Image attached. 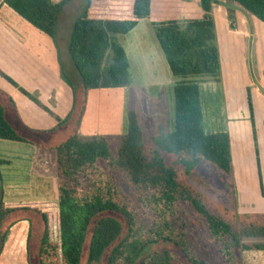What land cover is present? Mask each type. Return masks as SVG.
I'll return each instance as SVG.
<instances>
[{"label":"trees","instance_id":"obj_1","mask_svg":"<svg viewBox=\"0 0 264 264\" xmlns=\"http://www.w3.org/2000/svg\"><path fill=\"white\" fill-rule=\"evenodd\" d=\"M227 1L232 30H236V14L231 3L264 24V0ZM75 2L4 0L5 5L54 40L62 78L74 95L65 121L34 101L60 126L68 122L78 128L90 90L133 84L129 60L117 36L128 34L147 19L173 76L178 78L174 87V131L156 140L158 149L147 148L138 113L129 109L125 135L81 136L76 131L51 147L59 177L57 198L6 203L0 187V255L9 229L27 220L31 224L30 264H210L193 254L186 237L175 228L180 205L205 222L211 240L221 245L227 264H241V252L264 251V244L246 243L264 239L263 224L235 228L226 217L213 212L189 183L202 162L226 174L232 170L230 136L226 132H206L200 92V83L206 78L221 82L222 77L214 17L216 1L84 0L74 16L71 9ZM67 15L71 21L63 61L58 34ZM0 75L14 84L1 71ZM246 90L257 147L252 94L250 88ZM0 139L40 146L30 135L15 130L2 104ZM256 156L262 184L258 149ZM3 164L5 161L0 160V167ZM118 183L129 188L128 198Z\"/></svg>","mask_w":264,"mask_h":264},{"label":"rangeland","instance_id":"obj_2","mask_svg":"<svg viewBox=\"0 0 264 264\" xmlns=\"http://www.w3.org/2000/svg\"><path fill=\"white\" fill-rule=\"evenodd\" d=\"M215 1L216 14H219V5L224 7L223 10H227L225 9L229 4L227 0ZM83 4L84 0H76L71 14L78 15ZM230 6L237 17L236 31L231 29L229 21L222 30L220 28L223 78L219 83L206 78L201 83V97L206 132L209 134L229 132L234 136L233 166L231 173L226 174L212 164L202 162L190 177L189 183L213 212L226 217L235 228L242 229L250 224L264 225V146L259 153L261 184L256 156L258 145L256 147L253 140L249 112L247 115L243 114V110L246 112L248 109L246 88L254 90L255 93L261 89L264 93V25L247 15L238 4L231 3ZM70 21L71 17L67 15L62 20L58 34L63 61L67 56L65 42ZM141 23L137 28L138 33H141L138 34L140 36L131 35V31L127 35H118L117 40L127 49L129 54L127 58L133 77V84L129 89L128 107L138 113L145 146L158 149L156 140L167 138L174 131V87L178 78L174 77L169 69L150 21L143 20ZM223 31L230 32L225 35ZM142 37L145 39V49H139L137 46L139 38ZM158 57H162L165 61L161 62V66L156 63ZM157 64L163 70L159 72V79L154 81V77H158L155 74ZM104 98L102 95L96 97L92 103L94 110H100L99 113H95L96 126H100L101 123L106 124L103 120L99 122L100 113L111 107V101H105ZM232 108L235 111L234 114ZM6 112L15 130L20 134L30 135L39 145L42 142V135L53 132L49 131L50 129H47L49 131L47 132L45 129L37 131L27 126V128L19 127L16 114L11 109H7ZM57 129L60 130L61 127ZM10 145L13 144L6 142L4 146H0V154L3 156L0 155V158H9L14 162L5 169H3L4 166L1 167L3 201L27 202L57 198L59 177L56 163L51 164V160L48 161V184L40 180L45 150L41 146L30 144L31 146L20 145L18 147L23 151L14 152L8 148ZM118 184L123 195L128 198L129 188L125 184ZM174 225L186 237L193 254L199 259L206 260L210 264H227L221 245L211 240L205 222L200 220L190 208L180 205ZM246 243L248 245L264 244V239L248 240ZM239 257L241 264H247L245 259L247 251L241 252Z\"/></svg>","mask_w":264,"mask_h":264},{"label":"crops","instance_id":"obj_3","mask_svg":"<svg viewBox=\"0 0 264 264\" xmlns=\"http://www.w3.org/2000/svg\"><path fill=\"white\" fill-rule=\"evenodd\" d=\"M53 1L57 3L61 0ZM223 9L224 7L219 5V14H216V9L214 7L216 32L222 62L221 79L223 78L224 65L222 52L220 50V28L222 30L228 21L226 14L227 10L225 11ZM250 17L256 19L255 17ZM141 22L132 30L130 33L131 35L134 34L136 35L135 37L140 36L138 35L140 32L138 33L139 29L137 28L142 24ZM260 23L263 24L262 22ZM226 32L223 31V34L227 35L230 31ZM144 40L143 37L139 38V44L137 45L139 49H145L146 43ZM125 51L128 57L129 54L127 49H125ZM58 52V46L50 36L33 27L30 23L5 5L4 0H0V71L14 82V84L10 83L0 75V104H2L6 110L11 109L13 113L16 114V116H14L18 120L17 124L19 127L27 126L37 131H44L43 129H50L49 131H53L49 135H42V142H40L41 148L45 150V156L43 157L42 171L39 176L40 180L45 183L47 182V184V173L49 172L48 161L51 160V164L56 163L55 152L51 150V147L64 142L74 132L77 131L81 136H119L125 135L128 132V97L130 87L90 90L87 95L86 110L80 126L77 128L75 125L72 123L69 124L68 122L60 126V122L56 118L60 119V121H65L68 118L73 107L74 95L72 89L62 78ZM162 61H164V59L158 57L156 63L160 65ZM158 64L156 67L157 70H155L156 76H158L159 72H162L163 70ZM157 79H159V76L154 77V81ZM201 85L202 84L200 83V92L202 93ZM26 93L30 96L26 95ZM251 94L254 108L257 145L260 153L264 146V139H262L264 138V135H262L264 134V93L261 89H258L257 93H255L254 90H251ZM101 95L105 97L103 100L111 101V107L109 109L107 108L105 111L103 110L104 112L101 111L103 112L102 114L100 113L101 120L99 122L101 123L103 120L106 124L102 125L103 123H101L100 126H96L95 121L97 115L95 113H99L100 110H94L95 107H93L92 103L96 97H100ZM34 99L47 108L56 116V118L44 110L34 101ZM232 111L234 114L235 111L233 108ZM248 112L249 108L246 112L243 110L244 115H247ZM249 123L251 130H253L251 121H249ZM58 127H61V129L58 130ZM49 131L47 130V132ZM226 133L229 134L231 140L233 166V152L235 150L234 136L229 132ZM6 142L13 144L8 148H11L10 150H13L14 152L22 150L18 147L20 145L31 146L26 143L1 139L0 146H4ZM30 150L33 151L32 149ZM1 157L3 156L1 155ZM0 160L5 161V164L2 165L4 166L3 169L14 163L13 160H10L9 158H0ZM1 167L0 187L3 185ZM30 229L31 224L27 220L17 222L9 229L0 255V264H30L28 251ZM245 259L247 264H264V251H247V257Z\"/></svg>","mask_w":264,"mask_h":264}]
</instances>
